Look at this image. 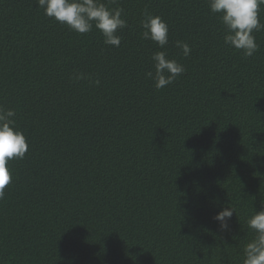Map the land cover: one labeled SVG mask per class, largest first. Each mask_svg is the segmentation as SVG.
I'll return each mask as SVG.
<instances>
[{
	"label": "trees",
	"instance_id": "1",
	"mask_svg": "<svg viewBox=\"0 0 264 264\" xmlns=\"http://www.w3.org/2000/svg\"><path fill=\"white\" fill-rule=\"evenodd\" d=\"M102 2L124 10L119 47L0 0V106L29 146L8 163L0 264H242L264 203V30L245 57L206 0ZM144 10L168 25L165 49L141 38ZM156 51L186 69L159 90Z\"/></svg>",
	"mask_w": 264,
	"mask_h": 264
},
{
	"label": "clouds",
	"instance_id": "2",
	"mask_svg": "<svg viewBox=\"0 0 264 264\" xmlns=\"http://www.w3.org/2000/svg\"><path fill=\"white\" fill-rule=\"evenodd\" d=\"M115 3V0H109ZM211 13L218 14L223 25V42L225 45L242 51L245 57L252 56L258 50L253 35L254 31L264 30L259 12L264 0H206ZM37 6L44 14L66 25L70 31L78 34L90 33L95 27L103 37V43L119 47L121 37L117 34L125 29L127 21L122 18L123 8H109L102 0H37ZM139 22L142 29L140 36L151 40L160 49L168 45V25L160 16L144 10ZM184 57L191 53V46L181 40L175 41ZM152 69L144 73L146 79L152 80L157 90L172 84L186 71L183 64L168 58L166 51H156L151 55ZM71 79L79 81L88 79L84 73H75ZM92 83L98 85L99 80ZM16 112L0 106V200L5 198V188L11 183L8 163L12 159H23L28 151L26 137L15 126ZM235 209L221 207L212 219L218 223L220 230L230 231ZM246 224L254 232V237L244 245L242 264H264V203L246 219Z\"/></svg>",
	"mask_w": 264,
	"mask_h": 264
}]
</instances>
